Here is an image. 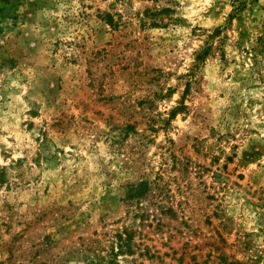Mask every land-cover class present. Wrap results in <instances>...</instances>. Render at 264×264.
Here are the masks:
<instances>
[{
    "label": "rangeland",
    "instance_id": "374dc122",
    "mask_svg": "<svg viewBox=\"0 0 264 264\" xmlns=\"http://www.w3.org/2000/svg\"><path fill=\"white\" fill-rule=\"evenodd\" d=\"M111 260L264 264V0H0V264Z\"/></svg>",
    "mask_w": 264,
    "mask_h": 264
},
{
    "label": "trees",
    "instance_id": "16d2710c",
    "mask_svg": "<svg viewBox=\"0 0 264 264\" xmlns=\"http://www.w3.org/2000/svg\"><path fill=\"white\" fill-rule=\"evenodd\" d=\"M107 17H109V16H107ZM108 264H118V262H112V260H111L108 262Z\"/></svg>",
    "mask_w": 264,
    "mask_h": 264
}]
</instances>
